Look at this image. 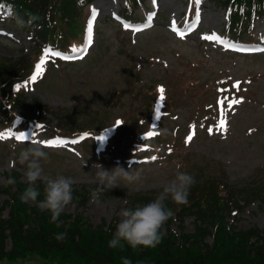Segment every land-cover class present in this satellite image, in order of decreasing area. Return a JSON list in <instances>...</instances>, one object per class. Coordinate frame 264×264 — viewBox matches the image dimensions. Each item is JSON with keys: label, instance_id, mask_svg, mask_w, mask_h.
I'll return each mask as SVG.
<instances>
[{"label": "rangeland", "instance_id": "1", "mask_svg": "<svg viewBox=\"0 0 264 264\" xmlns=\"http://www.w3.org/2000/svg\"><path fill=\"white\" fill-rule=\"evenodd\" d=\"M122 7L123 0H94L89 11L97 13L95 33L84 58L57 62L54 56H50L44 65L43 75L34 83H30V79L25 83L24 98L17 106V113L21 117L35 119L37 123L34 131L24 133L28 137L25 141L15 139L20 133L0 139V186H5L15 172L21 173L20 181L27 182L24 175L26 166L20 165L17 158L33 142L40 145L48 156L46 161H41L43 174L51 178L58 175L71 178L74 187L83 184L88 190L97 188L95 164L109 171L117 166L125 170L131 166V170L141 171L139 182L125 184L121 181L120 186L105 190L99 203L89 200L85 206H77L73 201L76 207L70 205L63 211L72 216L82 213L93 226L104 224L106 228L114 219H117L116 227L121 219L120 212L129 208L127 204H130L131 196L141 194L156 198L178 172L192 176H220L236 187L264 180V170L261 169L264 166V53L242 55L223 48L214 40L202 38L208 34L229 37L222 32L225 26L224 9L217 0L216 3L201 0L199 5L196 0H145L136 9L132 21H144L154 15V24L139 32L125 27L120 13ZM197 10L200 13L197 30L181 38L172 30L173 22L176 27H183L190 20L188 17L196 18ZM28 30L22 21L7 19L2 12L0 61L16 59L22 62V66H29L28 63L35 58L37 46L29 37ZM254 35L256 40L253 42L264 35L263 20L256 23ZM238 41L250 42L246 39ZM135 60L141 63V71L137 75L133 70ZM155 81L168 89L169 85L175 87L172 93L179 97L190 95L183 101V106L177 107L171 115L162 116L156 127V131L162 133L161 137L174 134L175 139L171 136L173 146L184 143L181 148L184 156L178 154L173 158L174 152L165 150L162 145L159 156L153 161L146 145L123 142L124 155L136 154L144 158L136 161L116 157L114 161H109L100 151L94 152V148V155L85 150L90 141L84 146L80 145L85 140L59 147H48L43 143L51 140L47 135L59 125L56 116L69 117L72 126L80 129L109 126L116 117L136 110L146 101L147 94L143 91H149L150 82ZM181 81L186 85L188 81L195 84L183 91L179 86ZM237 81L240 82L239 90L233 87ZM219 82L229 86V93L233 91L231 99L242 98V103L231 109L227 107L231 99L224 102L222 107L227 131L223 133L216 131L221 118V106L217 101L225 100L217 98L215 93L214 86ZM190 125H195V135L192 141L185 143L186 137L193 131ZM209 127L213 129L211 135ZM0 133L10 132L0 129ZM71 137L56 139L72 141ZM98 155L102 160H98ZM8 197L1 193L0 202ZM168 199L171 200L170 197ZM259 200L246 205L233 224L240 229L252 226L262 229L264 198ZM8 211L9 205H6L1 216L8 217ZM193 219V216L185 217L181 223L184 231H193ZM179 227H176L177 230ZM10 247L8 240L6 249ZM25 264H38V260L34 258Z\"/></svg>", "mask_w": 264, "mask_h": 264}, {"label": "trees", "instance_id": "2", "mask_svg": "<svg viewBox=\"0 0 264 264\" xmlns=\"http://www.w3.org/2000/svg\"><path fill=\"white\" fill-rule=\"evenodd\" d=\"M139 0H125V16H131L133 7ZM90 0H0V9L5 8L10 17L17 16L30 28V35L39 45L53 48L76 47L77 31L81 29V18L84 7ZM231 11L228 33L241 38L252 31V24L260 17L264 18V0H221ZM66 30H70L67 32ZM42 47V46H41ZM73 48V47H68ZM20 60L4 59L0 61V111L8 127L21 129L22 120L15 121L14 110L23 95L17 85L31 70V66H22ZM25 67V68H24ZM137 75L139 65L133 64ZM164 87V108L170 103V95L175 91L169 85ZM183 91L188 85L181 81ZM158 81L150 82L146 101L136 110L124 116L126 124L135 128L148 129L150 117L158 110L162 101L159 99ZM175 94V93H174ZM190 96L176 97L178 106ZM180 101V102H179ZM70 118L58 116L61 128L68 126ZM1 122L4 123L1 119ZM4 123V125L6 126ZM125 128V127H124ZM116 140H124L126 136L117 134ZM119 140V141H120ZM122 148L112 147L106 152L108 160L115 156L121 157ZM16 180L15 185L0 187V194H7L8 200L0 202V264H25L34 258L38 264H264V230L258 227L239 229L228 218L234 210H242L245 203L259 197L264 190V184L251 187L235 188L224 183L219 176H192L195 183L188 192V203L177 205L165 203L174 213L167 221L169 226L173 220L180 223L186 215L195 218L194 230L179 232L169 230L160 244L152 248L137 247L135 249L125 244L122 248H111L109 240L115 232V219L106 228L104 224L93 226L80 213L74 216L62 212L57 222L51 221V213L41 211L36 204L24 202L21 199L28 187L27 182L19 180L20 174L15 172L10 176ZM41 192L38 200L43 199L44 183L36 182ZM111 192V191H109ZM84 186L73 188V201L77 205L84 204L92 191ZM112 193V192H111ZM153 201L152 198L137 195L131 202L133 207ZM9 205L8 217L3 218L1 211ZM58 233H66L63 241H57ZM212 237L211 242L207 238ZM10 240L11 247L6 249Z\"/></svg>", "mask_w": 264, "mask_h": 264}, {"label": "clouds", "instance_id": "3", "mask_svg": "<svg viewBox=\"0 0 264 264\" xmlns=\"http://www.w3.org/2000/svg\"><path fill=\"white\" fill-rule=\"evenodd\" d=\"M46 151L33 142L31 147L23 149L17 158L20 165L26 166L25 178L28 187L23 192L21 199L24 202L36 204L41 211L51 213V221L57 222L61 213L73 203V181L71 178L58 175L55 178L45 176L41 161L47 160ZM97 169V188L91 193L93 203L100 202V196L105 190L120 186V182L132 184L142 179L141 171L127 170L122 167H115L112 170H105L102 165H93ZM42 180L44 183L43 199L36 182ZM195 183L194 178L185 173L178 172L175 178L169 182L163 191L151 202L144 205H137L134 208H126L120 212L121 219L116 225L113 237L108 245L111 248L123 247L127 244L135 249L137 247L152 248L161 243L165 233L161 231L165 223L173 217L174 213L165 206V201L170 197L177 205L187 204L188 192ZM7 185H15L16 180L9 177ZM66 233H58L55 236L57 241H63ZM123 264H129L124 260Z\"/></svg>", "mask_w": 264, "mask_h": 264}, {"label": "snow or ice", "instance_id": "4", "mask_svg": "<svg viewBox=\"0 0 264 264\" xmlns=\"http://www.w3.org/2000/svg\"><path fill=\"white\" fill-rule=\"evenodd\" d=\"M196 3H197V5H199L201 3V0H196ZM199 15H200L199 10H197V12H196L197 20L199 19ZM96 16H97V13H96L95 10H93L91 18L89 19L88 24H87V42H86V46L83 49H77L75 47H73L71 49V51L73 53H77L78 55L66 56V55H61V53H59V52H53L51 49H45L44 50V54L42 55L40 61L36 65V69H35L34 74L30 77V81L29 82L30 83H34L38 79V77L43 75V73H44V65H45V63L47 62V60H48V58L50 56L60 57L61 59H64V60L83 59L84 58L83 57V53H87V51H88V47L87 46H90L93 43V39H92L93 21H95ZM125 27L128 28V27H131V26L126 24ZM172 30L174 32L177 31L176 27H175V22H173ZM190 30L191 29H189V31ZM133 31L139 32V31H141V29L139 27H137V28H134ZM177 35H179L181 38H183L186 35V33L185 32H177ZM202 38L205 39V40H214V41H216L218 43H224L226 47H231L230 44H228L227 42L222 41L221 38L217 37L215 34L204 36ZM261 51H264V49H261ZM233 87L236 88L237 90H239L240 82L237 81L233 85ZM19 89H20V86L17 85V89L16 90L19 91ZM158 91L160 93L159 99L161 101H163L164 100V91L165 90L161 87V88L158 89ZM225 99H227V98L225 97ZM224 102H225V100H218L217 101V104L219 106H221V112H220L221 118H220V120L218 121V123L216 125V131H219L221 133L227 131V120L225 118V112H224V109L222 107ZM240 103H242V98L241 99L233 98V99H231L228 102L227 107H228V109H231L234 105H238ZM156 116H157V118H159V116H160L159 111H157ZM119 124H121V122L117 121L116 125H119ZM190 128L193 129V131H191L190 134L186 137L185 143H189L190 141H192L193 136L195 135V132H194L195 125H190ZM208 132L211 135L212 132H213V129L211 127H209L208 128ZM10 135H12V133H0V139H7V137L10 136ZM155 135H157L156 132H149L147 134L146 138H151V137H153ZM15 139L17 141H25V140L28 139V137L24 133L21 132L19 135L15 136ZM80 139L83 140L84 137L81 136ZM96 139L102 140L103 137L102 136L101 137H96ZM43 143H45V145L48 146V147H59V146H63L65 144H69V143L70 144H77L78 141L77 140L66 141L64 139H54V140H48V141L43 142ZM151 159L154 161V160L157 159V157L153 156Z\"/></svg>", "mask_w": 264, "mask_h": 264}]
</instances>
